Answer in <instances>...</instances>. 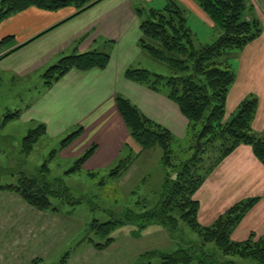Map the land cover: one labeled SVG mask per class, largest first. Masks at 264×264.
Returning a JSON list of instances; mask_svg holds the SVG:
<instances>
[{"label": "crops", "instance_id": "crops-1", "mask_svg": "<svg viewBox=\"0 0 264 264\" xmlns=\"http://www.w3.org/2000/svg\"><path fill=\"white\" fill-rule=\"evenodd\" d=\"M94 1L98 2L78 14L74 6L55 11L29 7L0 22V39L11 37L3 50L6 55L0 58V83L5 79L10 82L32 79L39 84L46 69L73 53L98 50L110 57L102 69H71L49 87L43 83L37 96L30 98L31 102L24 110H18L15 119L27 125V132L43 123L46 130L39 139L58 141L57 148H51L47 158L49 180L61 178L64 182L59 176L49 178L52 159L69 160L74 165L86 151H91L90 156L78 171L72 173L86 172L93 178L109 169L110 177L125 182L137 167L146 164V156L151 154L152 147L143 149L130 136L117 109L116 95L127 98L143 115L168 129L179 142L178 147L182 148V144L191 140L188 120L175 102L165 93L153 91L124 75L127 68H145L141 64L150 58L139 46L141 19L138 6L133 0H91L90 3ZM151 1L142 0L147 4ZM175 1L183 7L186 24L193 36L197 39L201 31L205 36L204 43L212 41L215 26L198 4L194 0ZM249 4L245 18L257 20L261 33L236 52L235 78L226 97L224 120L235 114L241 101L255 97L257 109L251 131L264 136V0H249ZM5 124L2 125L0 119V128ZM78 128L81 129L79 135L60 148L61 141ZM159 158L161 163V151ZM10 160L12 163V158ZM121 165L126 168L111 175ZM70 169L63 175L69 176ZM194 198L199 202L197 219L201 226H210L234 204L257 198L233 230L231 239L238 242L251 234L256 238L264 235V165L249 145H239L218 163ZM72 213L71 210L35 209L16 193L0 189V249L27 247V264H33L36 258L42 262L47 255L60 259L65 254L62 248L65 242L72 241L71 227L75 223ZM113 244L114 240L107 248L96 249L90 241L80 239L73 245L71 254L67 251L68 264L96 262L99 254ZM11 257L16 255L10 256L2 249L0 264L5 258L11 261Z\"/></svg>", "mask_w": 264, "mask_h": 264}, {"label": "trees", "instance_id": "trees-1", "mask_svg": "<svg viewBox=\"0 0 264 264\" xmlns=\"http://www.w3.org/2000/svg\"><path fill=\"white\" fill-rule=\"evenodd\" d=\"M91 0H0V22L6 17L29 7L55 11L66 6H74L77 14L98 1ZM199 8L211 19L218 38L210 43H198L187 27L185 11L175 0H166L162 9L138 10L140 17L139 46L155 61L164 64L170 75L151 72L146 68H127V79L145 85L147 88L163 92L175 102L188 120L189 136L193 144L188 148L179 147V151L188 153L187 158L173 154L171 132L143 115L133 103L122 95L115 96L117 109L127 127L130 136L143 149L158 146L161 150V163L166 169L161 200L153 208L142 213L127 210L124 218L105 223L93 220L87 228L96 234L107 235L116 224L131 223L139 232L151 224L160 225L168 230L172 237L180 221L186 223L200 238V244H188L172 253H160L161 264H264V235L256 238L253 234L243 241H233L231 234L241 222L246 212L257 198L240 201L210 226H201L197 219L199 202L194 194L203 184L210 172L241 144L249 145L254 156L264 165V136L251 131V122L257 109V99L249 97L238 105L235 114L225 118V102L235 73L228 63L229 50H240L258 37L261 27L257 20L246 19L249 0H194ZM145 15V17H143ZM11 37L0 39V58ZM106 52L91 50L73 53L60 58L42 74L43 83L49 87L71 69L81 71L93 68L102 69L109 62ZM19 114L8 113L3 124ZM203 129L200 146L196 145L198 133ZM43 123L31 128L22 138L20 152L28 155L39 138L44 135ZM80 128L68 134L60 148L65 147L79 133ZM211 151L214 154L210 156ZM0 152H2L0 150ZM91 151L78 158L67 172L78 171ZM54 154L51 153L50 157ZM180 157V158H179ZM44 161L35 174L20 172L15 184H0V189L16 193L27 205L39 210H56L51 198L75 205L80 200L72 198L68 187L61 178L49 180L48 163ZM125 165L115 168L111 175H117ZM145 207V206H144ZM90 241L96 249L108 247L113 238L104 243H93L88 235L83 239ZM213 244L224 256L216 260V254L206 248ZM157 252H146L141 256H153ZM69 253H65L54 264H68ZM226 257V258H225ZM244 260H246L244 262ZM40 259H34L38 264ZM145 264H152L147 262Z\"/></svg>", "mask_w": 264, "mask_h": 264}, {"label": "rangeland", "instance_id": "rangeland-1", "mask_svg": "<svg viewBox=\"0 0 264 264\" xmlns=\"http://www.w3.org/2000/svg\"><path fill=\"white\" fill-rule=\"evenodd\" d=\"M133 1L135 6H138L137 10L146 11L150 7L162 9L165 6L164 0H153L148 4L142 2V0ZM215 31L212 33V41L219 36V29L216 28ZM194 38L198 43L205 44L203 42L205 36L201 31H199L197 39L196 37ZM212 41H208L207 43ZM236 52L237 50H229L226 55L227 61L232 68L233 65L234 67L236 66ZM141 66H144L151 72L162 75L171 74V71L164 64L153 60L151 57L149 60L143 62ZM40 81L39 84H36V81L32 79H25L23 81L16 80L14 82H10L7 79L1 81L0 119L2 125H4V116L8 113L13 114L18 110H24L25 106L31 102L30 98L37 96V91L43 87V79ZM26 128L27 125L22 124L20 120L15 118L6 122L5 126L0 128V150L2 151L0 156V168H2L0 184L17 183L21 171L29 175L35 174L44 160L48 158L49 150L51 148H57L56 146H58V141L51 142L50 140L41 138L28 155L22 154L20 147L22 138L28 134ZM192 144L193 142L190 140L189 143L182 144V148H188ZM178 145L179 142H172L173 154L176 156L179 155L181 158H187L188 153L179 151ZM150 151L151 154L146 156V164L137 167L136 172L125 182H121L119 178L110 177L108 175L109 169L93 178L87 176L86 172H71L69 176H66L63 175V172L73 166L72 161L58 160L57 157L50 161L49 178L55 176L62 177L64 179V185L68 187L72 198L80 200L79 203L72 206L65 201L51 198L54 209L62 212L66 210L73 212L72 218L75 223L71 227L72 241L67 240L62 247L65 253L70 251L71 254L75 247L73 245L88 235L93 243H104L108 238H113L114 240V244L103 254H99L101 256L96 262L90 264H145L147 262L161 264L160 253L168 254L178 248L186 247L188 244L201 243L198 235L183 221L179 222L178 228L172 237L167 229L156 224L142 229L137 238L131 236V234L138 232L136 225H132L131 223L116 224L107 235L96 234L90 230L88 233L86 232L87 226L93 220L105 223L116 220L117 218H124L125 212L129 209L135 213H142L158 205L161 200L166 169L160 163V148L158 146H152ZM213 152L216 153V151H211L208 154L212 156L214 154ZM10 157L12 158V163ZM57 229H60V227ZM83 245H86V242ZM206 248L216 254L217 261L224 259V256L213 244H207ZM2 249L9 252L10 256L16 255V257H11V261L9 258H5L1 261V264H27L25 261L27 247L5 246L0 250L2 251ZM149 251L157 252V254L147 256V258L141 256ZM22 260L23 262L21 263ZM58 260L52 255H47L46 259L38 264H50L51 262L54 264Z\"/></svg>", "mask_w": 264, "mask_h": 264}, {"label": "water", "instance_id": "water-1", "mask_svg": "<svg viewBox=\"0 0 264 264\" xmlns=\"http://www.w3.org/2000/svg\"><path fill=\"white\" fill-rule=\"evenodd\" d=\"M203 129H204V128L201 129V131L198 133V136H197V138H196V145H197L198 147L200 146V138H201V134H202V132H203Z\"/></svg>", "mask_w": 264, "mask_h": 264}]
</instances>
